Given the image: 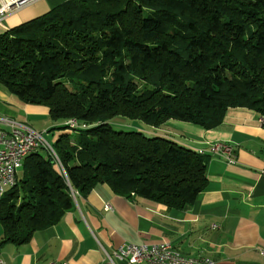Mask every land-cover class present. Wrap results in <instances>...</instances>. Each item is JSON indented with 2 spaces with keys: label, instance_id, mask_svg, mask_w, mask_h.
<instances>
[{
  "label": "trees",
  "instance_id": "1",
  "mask_svg": "<svg viewBox=\"0 0 264 264\" xmlns=\"http://www.w3.org/2000/svg\"><path fill=\"white\" fill-rule=\"evenodd\" d=\"M0 84L64 122L54 154L28 155L0 197L6 242L28 243L77 209L73 191L99 184L184 208L206 189L210 156L110 121L210 130L231 108L264 117V0H68L0 34Z\"/></svg>",
  "mask_w": 264,
  "mask_h": 264
},
{
  "label": "crops",
  "instance_id": "2",
  "mask_svg": "<svg viewBox=\"0 0 264 264\" xmlns=\"http://www.w3.org/2000/svg\"><path fill=\"white\" fill-rule=\"evenodd\" d=\"M66 1L36 0L5 17L0 34H8ZM261 118L254 110L231 108L223 123L210 130L175 119L165 122L160 131L134 122L142 132L168 137L193 150L206 148L208 142H226L233 146L237 162L227 164L210 156L205 170L208 185L184 208L116 195L99 184L87 198L78 199L76 210L58 224L36 232L24 245L6 242L0 224V264H129L125 259L110 260L107 253L130 243L161 241L171 242L183 256L207 257L213 264H264L260 253L264 249ZM7 120L25 123L44 137L64 123L52 120L46 106L29 104L0 84L1 129L9 128ZM53 134L55 141L59 131Z\"/></svg>",
  "mask_w": 264,
  "mask_h": 264
},
{
  "label": "built area",
  "instance_id": "3",
  "mask_svg": "<svg viewBox=\"0 0 264 264\" xmlns=\"http://www.w3.org/2000/svg\"><path fill=\"white\" fill-rule=\"evenodd\" d=\"M36 0H0V23L11 13L34 4ZM264 126V117L261 118ZM8 129L0 128V197L17 184L18 170L23 166V161L27 157V149L40 148L51 152L49 141L45 139L43 133L32 129L25 123L14 120H7ZM69 127H81L73 125ZM88 127H91L89 125ZM206 156L223 159L227 164H236L234 148L226 142H208ZM259 173L264 176V156L263 166ZM77 192H73V197L77 201ZM107 210L111 206H106ZM217 226V225H216ZM106 251V250H105ZM264 259V249L260 250ZM110 260H126L129 264H213L207 257L194 258L183 256L171 242L161 241L157 243H130L107 253ZM0 263L3 261L0 259Z\"/></svg>",
  "mask_w": 264,
  "mask_h": 264
},
{
  "label": "rangeland",
  "instance_id": "4",
  "mask_svg": "<svg viewBox=\"0 0 264 264\" xmlns=\"http://www.w3.org/2000/svg\"><path fill=\"white\" fill-rule=\"evenodd\" d=\"M119 122H124L125 125L124 124H121ZM134 122H137L140 126H143V128H145V129H151L150 128L151 125L146 124V123H144V122H142L140 120H132V119H129V118H126V117H121V116L120 117H115L114 119H112L110 121L111 126L116 131H126V132H128V131H141L142 129L140 127H137V126L133 125ZM164 128H165V124H163L160 127H153L152 129H155L157 131H160V130H162ZM55 130L57 131V129H51V131L48 134L45 135V138L50 143H53L54 142L52 138H53V136L55 134V133L53 134V132ZM69 133L72 134V133H74V131L69 130ZM144 134H146L148 136H152L153 135V133H151V132H144ZM58 138H59V134L56 136L55 140L58 139ZM18 173L19 174L22 173V167L18 170ZM7 189H9V188L7 187ZM76 203H77V201H76Z\"/></svg>",
  "mask_w": 264,
  "mask_h": 264
},
{
  "label": "bare ground",
  "instance_id": "5",
  "mask_svg": "<svg viewBox=\"0 0 264 264\" xmlns=\"http://www.w3.org/2000/svg\"><path fill=\"white\" fill-rule=\"evenodd\" d=\"M65 124L69 125V126H73V125H79L81 127H70L72 129H76V128H80L81 130H89L91 127H88L89 124H86V123H82L80 124L77 120L75 119H71L69 121H67ZM49 149H51V153L54 154V151H53V148H52V145L51 143L49 142ZM38 148H29L27 149V156L30 155L31 153L37 151ZM198 154L202 155V156H206V150L204 149H196L195 150ZM75 192V191H73Z\"/></svg>",
  "mask_w": 264,
  "mask_h": 264
}]
</instances>
